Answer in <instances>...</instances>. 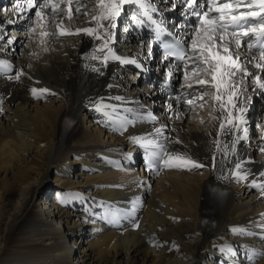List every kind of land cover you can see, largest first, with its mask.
Returning <instances> with one entry per match:
<instances>
[{
  "label": "bare ground",
  "instance_id": "6f19581e",
  "mask_svg": "<svg viewBox=\"0 0 264 264\" xmlns=\"http://www.w3.org/2000/svg\"><path fill=\"white\" fill-rule=\"evenodd\" d=\"M79 2L87 7L75 13L73 0L74 19L65 18L72 32L93 26L97 13L93 0ZM1 5L0 61L11 70L0 72V264H264V206L257 203L264 200V114L257 115L256 129L248 114L264 91L246 82L247 92L235 101L244 109L235 113L243 120L240 131L218 135L214 101L191 110L177 102L187 91L181 72L168 68L174 92L166 94L159 81L167 71L146 89L130 75L131 63L101 62L109 50L121 60L145 57L131 26L119 50L116 27L97 51L108 39L103 30L101 40L60 36L55 22L63 17L57 16L44 24L54 34L43 37L34 20L16 11V0ZM15 30L27 42L22 49L23 40L12 37L9 45L4 39ZM89 118L103 131H93ZM244 128L247 139L239 140L235 154L216 151L214 139L230 147ZM156 129L163 135L155 136ZM132 137L156 139L206 165L203 173L163 165L158 175L146 170L147 152L159 149L146 150ZM238 161L247 180L233 175ZM52 179L63 188L47 186ZM253 180L262 188L246 201L237 193L250 194Z\"/></svg>",
  "mask_w": 264,
  "mask_h": 264
},
{
  "label": "snow or ice",
  "instance_id": "6c2138e0",
  "mask_svg": "<svg viewBox=\"0 0 264 264\" xmlns=\"http://www.w3.org/2000/svg\"><path fill=\"white\" fill-rule=\"evenodd\" d=\"M177 3L182 5L180 10L185 18L191 17L195 21L191 33L185 31L182 34L188 38L187 41L175 40L174 44L166 46L163 56L165 60L171 58L179 62H170L166 65L169 69L182 73L184 84L181 87L187 91L181 97H177V102L183 100V103L191 110L195 107L203 108L205 102L214 101L215 108L220 112L219 116L212 117L221 121L218 135L231 137L234 132L240 131L237 121L243 122L242 117L235 113L243 112L244 109L238 107L235 101L247 92V83L254 84L257 89L264 91V75H262L264 74V0H170L169 6L175 10ZM132 4L143 9V15L152 23H156L149 14L157 12L151 0L147 3L145 0H93V7L97 10V13L91 17L90 24L93 26L77 29L75 32L64 26L65 18L68 21L74 19L73 0H16V11L24 13L29 20H34V23L41 28L43 37L54 34L45 30L44 24L49 20L56 21L57 16L63 17L55 22L56 31L60 36L84 34L95 40H101V30H103V36H107L108 39H105L96 49L103 51L111 39L109 30L117 27V18L120 17L126 5ZM21 5H26V8ZM82 7L87 5L77 0L75 13H79ZM32 9L35 11L27 15ZM89 14L85 12L84 16ZM105 21H107L106 24ZM139 23L142 24L143 21ZM176 27L179 28V25ZM31 31L35 32L36 28L31 27ZM163 31L165 29L157 24L155 29L157 39ZM2 39L3 37H0V40ZM6 43L11 45L13 41L8 39ZM242 50H246L247 53L243 57ZM109 53L110 55L102 57V63L106 64L110 58L120 60L121 63H135V61L121 60L119 56L111 54V50ZM91 58L98 59L95 55ZM248 65L256 71H250ZM10 70L11 65L0 61V72ZM93 70L98 71V69ZM22 74V72L17 73L15 78L19 79ZM167 75L169 79L173 78L172 71H169ZM41 91L48 92L47 89ZM32 92L36 96L37 90L32 89ZM117 99L120 98L117 97ZM103 107V105H97V110H102ZM171 108L172 106L169 105L170 110ZM176 115L179 118V111ZM243 132L245 135L236 136L231 141L230 147L228 143H225L221 148V141L214 139L216 151H222L225 155L229 151L235 154L239 140L247 139V128H244ZM162 135V129H156L155 136ZM131 139L146 150L159 149V151H148L145 157L146 170L153 171L157 175L161 165L167 168H184L189 171L206 166L186 155L167 151L166 147L154 138L132 137ZM168 139L165 137V140ZM176 142L180 143L179 139ZM261 150L264 151V149ZM212 160L215 164V155ZM242 163L238 161L234 165L233 175L237 181L248 179L249 173L241 171ZM259 175L264 177V172ZM252 186L262 188L255 180L252 181ZM133 227L138 228V222H134Z\"/></svg>",
  "mask_w": 264,
  "mask_h": 264
},
{
  "label": "rangeland",
  "instance_id": "374dc122",
  "mask_svg": "<svg viewBox=\"0 0 264 264\" xmlns=\"http://www.w3.org/2000/svg\"><path fill=\"white\" fill-rule=\"evenodd\" d=\"M125 14V12L123 13V15ZM123 15H121L120 17L122 18L123 17ZM124 18H126V17H124ZM118 27V26H117ZM0 32H1V27H0ZM22 32H21V30H15V32H14V34L13 35H11V32H9V35L8 36H10V37H8V36H6L4 39L5 40H8V39H12V37H13V39L14 40H18V39H20V40H23L22 41V43H21V45H20V49H22L24 46H27V42L24 40V39H22V38H20L19 36L20 35H22L21 34ZM117 34H118V32H117ZM121 46H123V38L121 37L120 38V36H118V38H117V42H116V48L119 50L120 48H121ZM133 78H134V76H132ZM50 97L49 96H44L42 99V101H47L48 99H49ZM258 102H259V99L257 98V99H255L254 100V102H253V104L254 105H256V104H258ZM1 105V104H0ZM0 107H2V106H0ZM2 111V108H0V112ZM94 111V110H93ZM88 126L89 127H91L92 129H93V131H95V132H99V131H103V130H101V127H99V126H96V123L95 122H93V119H90L89 118V122H88ZM250 126H251V124H250ZM255 129L257 128V126L255 127V125L253 126ZM252 127V128H253ZM103 128V127H102ZM104 129V128H103ZM105 130V129H104ZM104 133V135H105V137H107V136H109V138H112L111 136H110V131L109 132H103ZM109 135H108V134ZM108 138V137H107ZM140 158L142 159V157L140 156ZM140 168H138V170H139ZM197 172L198 173H203V170L202 169H199V170H197ZM51 186V188H55L56 190H61L62 188H63V186L61 185V184H59V183H56L53 179L51 180V181H49V182H47V186ZM259 193V189L257 188V187H255L254 189H253V191L252 192H250V194H246L245 192H243V194H241L240 195V193H237L238 194V196L239 197H241L242 199H244V200H246V201H249L250 199H248V197L249 196H252V197H255V196H253V195H255V194H258ZM259 201V200H258ZM257 203H259L260 204V207L261 206H264V200H260L259 202H257ZM257 203H254L253 205L251 204V206H255ZM86 234H88V232H86Z\"/></svg>",
  "mask_w": 264,
  "mask_h": 264
}]
</instances>
